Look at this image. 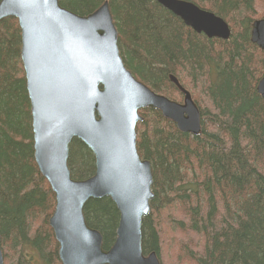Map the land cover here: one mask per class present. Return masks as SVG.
Listing matches in <instances>:
<instances>
[{
  "label": "trees",
  "instance_id": "trees-1",
  "mask_svg": "<svg viewBox=\"0 0 264 264\" xmlns=\"http://www.w3.org/2000/svg\"><path fill=\"white\" fill-rule=\"evenodd\" d=\"M228 24V41L197 35L153 0H108L119 54L138 82L181 102L169 77L195 101L202 133H180L157 111L143 110L136 150L153 173L150 214L142 222V252L161 264L163 235H192L183 249L193 264H264V51L250 43L251 26L264 20V0H182ZM104 0H59L87 16ZM20 30L0 24V238L4 264H60L49 227L54 196L34 163L30 103L20 61ZM72 179L94 174L91 153L79 141L69 149ZM178 215V218L174 216ZM88 227L115 240L119 214L109 199L83 210ZM164 239V238H163Z\"/></svg>",
  "mask_w": 264,
  "mask_h": 264
},
{
  "label": "water",
  "instance_id": "water-1",
  "mask_svg": "<svg viewBox=\"0 0 264 264\" xmlns=\"http://www.w3.org/2000/svg\"><path fill=\"white\" fill-rule=\"evenodd\" d=\"M205 38L228 41L229 26L182 0H153ZM14 19L20 30V60L30 103L34 163L54 195L49 227L60 264H161L142 252V222L150 214L152 167L136 150L138 112L157 111L183 134L202 133L190 94L170 76L182 103L158 95L135 80L118 50L108 0L78 16L59 0H0V24ZM250 43L264 51V20L251 26ZM264 100V77L257 83ZM77 140L91 153L94 174L74 181L69 147ZM109 199L119 220L115 240L103 250L102 235L87 226L91 200ZM0 264H3L0 238Z\"/></svg>",
  "mask_w": 264,
  "mask_h": 264
},
{
  "label": "rangeland",
  "instance_id": "rangeland-1",
  "mask_svg": "<svg viewBox=\"0 0 264 264\" xmlns=\"http://www.w3.org/2000/svg\"><path fill=\"white\" fill-rule=\"evenodd\" d=\"M23 70V69H22ZM188 92L193 95L195 101H202L203 97L198 91H190L187 86ZM182 101V100H181ZM178 218L177 214H174ZM164 238V239H163ZM162 238V264H193L184 257L183 249H194L201 244L200 240H197L192 235H187L175 231L167 232Z\"/></svg>",
  "mask_w": 264,
  "mask_h": 264
}]
</instances>
